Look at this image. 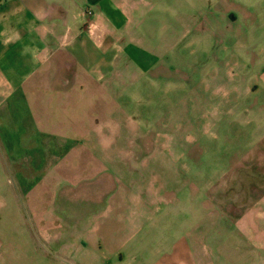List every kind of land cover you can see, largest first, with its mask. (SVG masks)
Here are the masks:
<instances>
[{"label": "rangeland", "instance_id": "1", "mask_svg": "<svg viewBox=\"0 0 264 264\" xmlns=\"http://www.w3.org/2000/svg\"><path fill=\"white\" fill-rule=\"evenodd\" d=\"M124 4L127 33L88 34L89 72L60 69L64 91L35 98L14 82L0 97V254L43 245L54 254L44 264L261 259L251 222L231 219L246 210L203 213L197 190L199 171L246 152L230 109L254 69L253 37L264 42L246 33L261 18L228 0ZM222 197L246 207L245 194Z\"/></svg>", "mask_w": 264, "mask_h": 264}, {"label": "crops", "instance_id": "2", "mask_svg": "<svg viewBox=\"0 0 264 264\" xmlns=\"http://www.w3.org/2000/svg\"><path fill=\"white\" fill-rule=\"evenodd\" d=\"M124 1L0 0V97L9 93L15 86L14 82L26 84V88L35 93V98H45L36 90L62 92L64 74L59 75L58 71H69L71 63L89 72L88 56L94 48V41L85 26L87 17L84 11L90 7L84 6L93 8L90 10L91 18L97 25L96 32L108 38L127 33L123 29L122 19L123 14L129 11ZM228 1L246 8L248 15L257 12L264 24V11L257 9L264 0ZM232 17L236 19V16ZM262 25H249L246 33L264 34ZM251 40L252 37L249 42ZM255 40L256 36L250 46H254L255 50L253 72L241 79V85L234 86L235 97L230 109V113L234 114L231 121L233 129L236 124V130L247 129L246 137L236 138L240 143H235L238 147L236 150L246 146V152L237 155L232 168L199 171V176L206 180L197 190L200 192L203 213L223 206L235 211L246 210L233 215L231 219L251 222L247 224L246 237L258 242V248L264 253V42L256 43ZM59 49L66 52L62 54L58 52ZM30 82L32 84L28 88ZM212 177L214 179L208 181ZM228 193L245 194L246 207L242 203L235 204L231 199L223 203L222 195ZM22 242L25 243V240ZM32 248L17 251L18 255H14V252L7 256L0 254V264H44L48 257L54 255L43 245ZM246 259L247 264H264V257L255 260L249 254Z\"/></svg>", "mask_w": 264, "mask_h": 264}, {"label": "built area", "instance_id": "3", "mask_svg": "<svg viewBox=\"0 0 264 264\" xmlns=\"http://www.w3.org/2000/svg\"><path fill=\"white\" fill-rule=\"evenodd\" d=\"M84 15L87 16V20H86V30L89 34H92L95 30H96V23L92 20V11L90 9H86L84 11Z\"/></svg>", "mask_w": 264, "mask_h": 264}]
</instances>
